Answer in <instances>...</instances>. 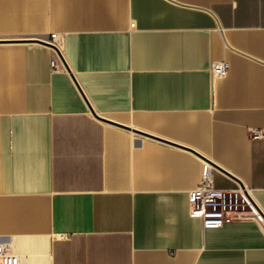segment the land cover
I'll use <instances>...</instances> for the list:
<instances>
[{"label": "crops", "instance_id": "obj_1", "mask_svg": "<svg viewBox=\"0 0 264 264\" xmlns=\"http://www.w3.org/2000/svg\"><path fill=\"white\" fill-rule=\"evenodd\" d=\"M206 162L264 214V0H0V264H264Z\"/></svg>", "mask_w": 264, "mask_h": 264}, {"label": "built area", "instance_id": "obj_2", "mask_svg": "<svg viewBox=\"0 0 264 264\" xmlns=\"http://www.w3.org/2000/svg\"><path fill=\"white\" fill-rule=\"evenodd\" d=\"M50 43L59 48L55 41L57 34L53 33ZM59 57V56H58ZM57 59L52 61L54 66ZM227 61H215L212 64V73L217 77H225L229 71ZM263 133L256 131L253 137H260ZM190 214L199 217L204 227H220L226 221L256 217L264 224V214L258 207L250 191L246 188L221 189L214 183V168L205 163L202 169V180L190 192ZM256 208L262 213L263 218L256 213ZM6 257V246L0 242V261Z\"/></svg>", "mask_w": 264, "mask_h": 264}, {"label": "water", "instance_id": "obj_3", "mask_svg": "<svg viewBox=\"0 0 264 264\" xmlns=\"http://www.w3.org/2000/svg\"><path fill=\"white\" fill-rule=\"evenodd\" d=\"M47 44L51 45V46L54 47L57 51L60 52L59 48H57L55 45H52L51 43H47ZM92 111H93L94 115H95L96 117H98L99 119H102V120H105V121H110V120L107 119L106 117H103V116L99 115L98 113H96L94 110H92ZM110 122H112V121H110Z\"/></svg>", "mask_w": 264, "mask_h": 264}, {"label": "bare ground", "instance_id": "obj_4", "mask_svg": "<svg viewBox=\"0 0 264 264\" xmlns=\"http://www.w3.org/2000/svg\"><path fill=\"white\" fill-rule=\"evenodd\" d=\"M257 212H258V210H257ZM257 212H256V213H257ZM257 214H258V213H257ZM261 217H262V216H261ZM262 218H263V217H262Z\"/></svg>", "mask_w": 264, "mask_h": 264}]
</instances>
